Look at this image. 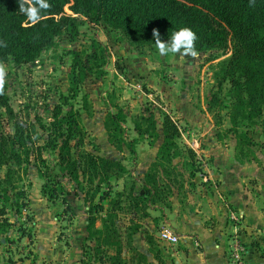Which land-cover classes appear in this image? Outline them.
Instances as JSON below:
<instances>
[{"label": "rangeland", "instance_id": "obj_1", "mask_svg": "<svg viewBox=\"0 0 264 264\" xmlns=\"http://www.w3.org/2000/svg\"><path fill=\"white\" fill-rule=\"evenodd\" d=\"M93 40L105 47L103 65L91 60ZM73 50L81 51L88 66L74 97L69 79ZM197 52L196 58L182 51L161 56L155 43L137 44L106 23L82 18L77 36L56 37L36 59L16 63L9 57L1 63L8 109H1L0 134L17 131L28 145L41 146L48 139L55 106L61 107L60 115L72 107L80 114L84 133L81 144L72 148L74 156L87 151L118 160L126 171L107 183L80 177L82 189L75 191L56 165L57 150H43L45 163L58 174L57 196L49 197L42 192L46 179L34 154L27 157L20 147L22 163L0 168V184L8 187V200L0 193V264H113L118 247L121 264H154V258L161 260L156 240L162 225L174 227L209 213L218 203L216 193L224 194V183L238 181L249 188L264 173L263 127L241 118L231 121L232 91L225 77L230 52ZM63 96L69 98L68 105L62 103ZM119 110L122 130L115 137L122 142L116 146L105 123ZM141 116L153 117L157 137L137 133L136 122L143 129L148 126ZM166 130L174 132L178 147L170 160L158 153ZM8 166L14 169L13 187L3 180ZM148 172L155 182L148 180ZM221 174L227 178L217 179ZM262 177L259 185L264 189ZM146 187L153 191L147 194ZM103 192L107 197L100 201ZM97 203L103 209L93 215V227L111 219L118 244L100 243L89 234L88 210Z\"/></svg>", "mask_w": 264, "mask_h": 264}, {"label": "trees", "instance_id": "obj_2", "mask_svg": "<svg viewBox=\"0 0 264 264\" xmlns=\"http://www.w3.org/2000/svg\"><path fill=\"white\" fill-rule=\"evenodd\" d=\"M19 3L20 0H0V64L9 57L16 63L36 59L54 43L56 37L63 34L71 38L77 36L82 18L94 24L106 23L141 45L155 43L153 29L158 30L162 41L169 42L174 32L187 27L197 36L196 51L220 49L230 52L225 77L232 91V123L241 118L252 125H261L264 131V0H48L51 7L46 12L41 11V19L35 25H30L27 17L19 11ZM92 48L91 60L103 65L105 47L99 40H93ZM80 53V50L72 51L73 63L69 76L72 97L76 96L88 71ZM68 99L63 96L62 103L68 105ZM6 108L8 98L4 88L3 94H0V118L1 109ZM54 109L48 139L41 146L28 145L27 140L17 131L14 134H0V168L11 162L18 166L22 163L18 152L20 147L27 157L32 152L38 171L46 179L42 192L49 197L57 196L58 174L45 163L41 155L43 150H57L56 165L60 173L69 176L75 191L82 189L83 180L80 177H87L91 183L93 178H99L100 183H107L110 178L126 171L118 160L96 156L87 151L75 157L72 148L81 144L84 134L80 114L72 107L64 115H60L59 105ZM122 119L123 113L119 110L116 114H110L109 121L105 123L110 142L116 146L122 142L115 137V132L122 130ZM141 119L148 126L143 129L142 124L136 122L137 133H149L153 138L157 137L153 117L141 116ZM163 135L158 153L160 157L170 160L178 153L174 132L166 130ZM130 151H134L132 147ZM13 173L14 169L8 166L3 180L9 186L13 185ZM146 177L155 182L151 172ZM7 188L0 184L4 200H8ZM151 191L152 187H146L147 194ZM106 195L103 192L100 201ZM139 197L133 196L134 199ZM102 209L101 203L89 207V234L91 237L96 235L100 243L109 246L118 244L115 242L116 231L112 228L111 219L109 224L104 220L101 228L93 227L96 221L93 215ZM3 211L2 208L0 212ZM120 253L121 248L118 247L113 264H121ZM157 254H154L156 259Z\"/></svg>", "mask_w": 264, "mask_h": 264}, {"label": "crops", "instance_id": "obj_3", "mask_svg": "<svg viewBox=\"0 0 264 264\" xmlns=\"http://www.w3.org/2000/svg\"><path fill=\"white\" fill-rule=\"evenodd\" d=\"M221 175L217 179L227 178ZM260 176L249 188H242L243 182L224 183V194L216 193L218 203L211 205L209 213L171 226L178 235L172 244L175 248L170 249L172 245L160 242L157 236L162 255L160 261L153 259L154 264H235V248L244 264H264V189L259 185Z\"/></svg>", "mask_w": 264, "mask_h": 264}, {"label": "clouds", "instance_id": "obj_4", "mask_svg": "<svg viewBox=\"0 0 264 264\" xmlns=\"http://www.w3.org/2000/svg\"><path fill=\"white\" fill-rule=\"evenodd\" d=\"M27 5V7L25 6ZM51 5L48 0H20L19 11L27 17L30 25H35L41 19V11H47ZM152 35L161 56L169 53H181L185 56L196 58L198 52L195 50V41L197 36L190 28L184 27L172 34L169 42H164L160 39V34L157 29H153ZM6 71L2 64H0V94H3L5 84Z\"/></svg>", "mask_w": 264, "mask_h": 264}, {"label": "built area", "instance_id": "obj_5", "mask_svg": "<svg viewBox=\"0 0 264 264\" xmlns=\"http://www.w3.org/2000/svg\"><path fill=\"white\" fill-rule=\"evenodd\" d=\"M178 239L177 232L169 225H162L160 227V230L158 232V240L162 243H165L167 245L174 244ZM234 255L233 260L235 264H244V261L241 256V252L237 250V248L234 249Z\"/></svg>", "mask_w": 264, "mask_h": 264}]
</instances>
